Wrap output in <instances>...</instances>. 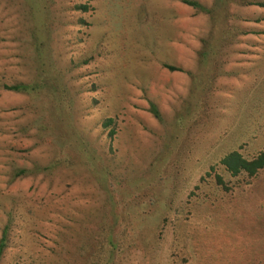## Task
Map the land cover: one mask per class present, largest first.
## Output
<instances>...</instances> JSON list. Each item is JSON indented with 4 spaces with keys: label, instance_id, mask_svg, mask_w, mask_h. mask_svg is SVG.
<instances>
[{
    "label": "rangeland",
    "instance_id": "obj_1",
    "mask_svg": "<svg viewBox=\"0 0 264 264\" xmlns=\"http://www.w3.org/2000/svg\"><path fill=\"white\" fill-rule=\"evenodd\" d=\"M196 1L0 0V264H264V0Z\"/></svg>",
    "mask_w": 264,
    "mask_h": 264
},
{
    "label": "trees",
    "instance_id": "obj_2",
    "mask_svg": "<svg viewBox=\"0 0 264 264\" xmlns=\"http://www.w3.org/2000/svg\"><path fill=\"white\" fill-rule=\"evenodd\" d=\"M183 3L196 8L197 10H204V11H209L208 8L204 7L203 5H201L198 1L196 0H181ZM246 4H253V5H257L260 7H264V2H252V1H247L245 2ZM77 9L80 10H85L86 6L83 4H80L79 6H77ZM210 12V11H209ZM232 27V26H231ZM226 28L228 29V27L223 26L219 27L217 30L218 32L216 34L219 33L218 37H221L220 40H224V34L227 35L228 33L226 32ZM230 28V27H229ZM211 48V47H209ZM203 56L206 57V59H208V53L203 52ZM209 61V59H208ZM166 68H168L169 70H179L180 68L173 66V65H169V64H163ZM3 87L9 90H13V91H17V92H32L34 91L36 88L35 85L32 84H28V83H16V84H3ZM149 110L150 112L153 113V115L156 118H159V112L156 108V106L153 103H150L149 105ZM111 118H108L106 120H104L103 122V126L105 128L109 127L111 125ZM112 133V131H111ZM54 162V161H53ZM219 164L222 165L225 170L230 173L232 176H237V175H245V177L247 178H251L256 176L260 171H262L264 169V148L260 151H258V153H256L253 157L251 158H247L245 156H243L239 151L237 150H231L228 153L224 154L220 160H219ZM213 168V167H211ZM28 172L27 168L21 167L18 168L14 171L13 173V177H20L24 174H26ZM207 174H209V172H207ZM202 179V178H201ZM215 179H216V183L218 185H221L224 189H228L227 184L224 182L223 177L220 174H215ZM5 230L3 232V236L0 239V253L5 245ZM120 239L117 237V235L113 234L112 231L109 232V234L107 235V243L108 245L112 248H116V246L119 245L120 243ZM89 243V242H87Z\"/></svg>",
    "mask_w": 264,
    "mask_h": 264
}]
</instances>
